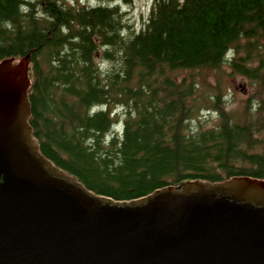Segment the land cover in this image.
Here are the masks:
<instances>
[{
  "label": "trees",
  "instance_id": "trees-1",
  "mask_svg": "<svg viewBox=\"0 0 264 264\" xmlns=\"http://www.w3.org/2000/svg\"><path fill=\"white\" fill-rule=\"evenodd\" d=\"M76 1L0 0V63L32 55L29 122L46 158L116 201L264 179V0H155L140 31L119 5L130 0ZM225 68L254 88L236 110ZM212 72L213 85L197 79Z\"/></svg>",
  "mask_w": 264,
  "mask_h": 264
},
{
  "label": "water",
  "instance_id": "water-1",
  "mask_svg": "<svg viewBox=\"0 0 264 264\" xmlns=\"http://www.w3.org/2000/svg\"><path fill=\"white\" fill-rule=\"evenodd\" d=\"M31 62L0 63V264H264V179L95 194L40 150Z\"/></svg>",
  "mask_w": 264,
  "mask_h": 264
},
{
  "label": "rangeland",
  "instance_id": "rangeland-1",
  "mask_svg": "<svg viewBox=\"0 0 264 264\" xmlns=\"http://www.w3.org/2000/svg\"><path fill=\"white\" fill-rule=\"evenodd\" d=\"M73 1V4H77L76 0ZM155 0H130L128 3L122 1L119 5L122 7V11L126 14L129 25L132 26L133 31H140L143 28V25L148 20L151 13L153 4ZM79 4L85 5H97L96 1L89 0H79ZM223 81L222 89L223 95L226 97L225 102L227 107L230 110H236L241 106V103L250 97L254 92V88L250 86V82L240 75L230 76L231 71L228 69L223 70ZM202 76L197 78L199 81H203L206 85H213L216 82L215 73H201ZM118 113L122 114V109L117 110ZM200 118L197 120V123L202 122L206 127L214 126L217 121L216 115H210L208 111H202L200 113ZM259 140H264V131L259 134Z\"/></svg>",
  "mask_w": 264,
  "mask_h": 264
}]
</instances>
